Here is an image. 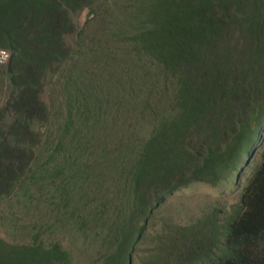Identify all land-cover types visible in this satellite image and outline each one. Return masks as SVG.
Masks as SVG:
<instances>
[{
  "label": "trees",
  "instance_id": "trees-1",
  "mask_svg": "<svg viewBox=\"0 0 264 264\" xmlns=\"http://www.w3.org/2000/svg\"><path fill=\"white\" fill-rule=\"evenodd\" d=\"M98 2L0 0V196L74 179L99 202L84 220L107 246L97 264H132L167 197L251 167L222 224L190 228L191 240L175 228L142 264H264V0H105V26L76 32ZM0 264L74 261L36 235L0 237Z\"/></svg>",
  "mask_w": 264,
  "mask_h": 264
},
{
  "label": "rangeland",
  "instance_id": "rangeland-1",
  "mask_svg": "<svg viewBox=\"0 0 264 264\" xmlns=\"http://www.w3.org/2000/svg\"><path fill=\"white\" fill-rule=\"evenodd\" d=\"M104 1L99 0L93 7V12L85 8L76 15V32L84 28L85 36L105 26L101 21L104 18L106 22L107 16L103 12L108 2ZM74 38L73 34L69 36L68 41L72 43ZM7 94L4 62H0V107L4 104ZM45 94L46 92L44 98ZM251 169L246 168L236 184L233 173L228 180L218 186L212 187L207 183L197 182L167 197L149 217L144 236L137 243L132 264H142V259L156 254L158 250L161 251L169 241V233L175 228L180 230L185 240H191V232H186L190 228L196 229L199 224L203 226L209 222L222 224L238 202ZM68 181L70 183L66 186L70 194L69 201L57 202V199L53 198L54 189ZM73 182L74 179L63 178L59 183V179H56L55 186L45 185L40 190L27 183L21 189L0 196V237L12 242H21L29 241L38 235L46 242H60L71 253L74 264H97L106 252L107 246H95L94 241L99 238H95L98 230L91 228V224L84 220L87 219V211L99 202L92 201L91 193H87L88 196L83 192L75 193ZM73 194L76 195L72 197ZM81 220L85 224L80 225ZM203 228H206V225ZM192 263L207 264V261L195 259Z\"/></svg>",
  "mask_w": 264,
  "mask_h": 264
},
{
  "label": "built area",
  "instance_id": "built-area-1",
  "mask_svg": "<svg viewBox=\"0 0 264 264\" xmlns=\"http://www.w3.org/2000/svg\"><path fill=\"white\" fill-rule=\"evenodd\" d=\"M9 56V52L0 48V62H5Z\"/></svg>",
  "mask_w": 264,
  "mask_h": 264
},
{
  "label": "water",
  "instance_id": "water-1",
  "mask_svg": "<svg viewBox=\"0 0 264 264\" xmlns=\"http://www.w3.org/2000/svg\"><path fill=\"white\" fill-rule=\"evenodd\" d=\"M240 175L238 174L237 177H239ZM130 264V263H129Z\"/></svg>",
  "mask_w": 264,
  "mask_h": 264
}]
</instances>
